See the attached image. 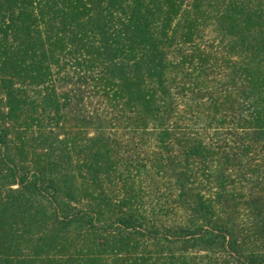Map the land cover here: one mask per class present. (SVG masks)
<instances>
[{
	"label": "trees",
	"instance_id": "obj_1",
	"mask_svg": "<svg viewBox=\"0 0 264 264\" xmlns=\"http://www.w3.org/2000/svg\"><path fill=\"white\" fill-rule=\"evenodd\" d=\"M0 264H264V0H0Z\"/></svg>",
	"mask_w": 264,
	"mask_h": 264
},
{
	"label": "rangeland",
	"instance_id": "obj_2",
	"mask_svg": "<svg viewBox=\"0 0 264 264\" xmlns=\"http://www.w3.org/2000/svg\"><path fill=\"white\" fill-rule=\"evenodd\" d=\"M260 195H261V193H257V196H260ZM236 196H237L238 198H241V200L247 204L248 209H249V208L251 209V212L246 213V214L248 215V216H246V218H247L251 223H254L255 225H259V222H262L263 220H261L260 218H256V219L254 220L255 217H257L258 215H260V214L258 213V211H255V209H257V208L250 206L251 204L248 205L249 200L252 199V198H251L252 196H250V192L248 193L247 191L244 192V191L238 190V193L236 194ZM247 206L244 205L245 208H247ZM252 210H253V211H252ZM255 213L257 214V216H256Z\"/></svg>",
	"mask_w": 264,
	"mask_h": 264
}]
</instances>
